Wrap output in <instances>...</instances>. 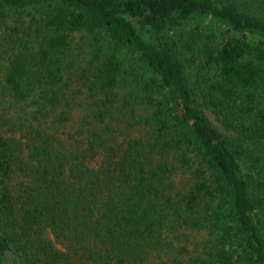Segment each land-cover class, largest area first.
Wrapping results in <instances>:
<instances>
[{"label": "trees", "instance_id": "obj_1", "mask_svg": "<svg viewBox=\"0 0 264 264\" xmlns=\"http://www.w3.org/2000/svg\"><path fill=\"white\" fill-rule=\"evenodd\" d=\"M4 34L0 264H264V0H0Z\"/></svg>", "mask_w": 264, "mask_h": 264}, {"label": "rangeland", "instance_id": "obj_2", "mask_svg": "<svg viewBox=\"0 0 264 264\" xmlns=\"http://www.w3.org/2000/svg\"><path fill=\"white\" fill-rule=\"evenodd\" d=\"M13 46V38L12 35L4 34L0 35V66L4 63L5 56H3V53L11 48ZM188 74L190 77H193L194 75V69H189ZM1 78V76H0ZM209 120L212 122V124L217 127L220 131L225 132V130L218 124V122L214 119V117L208 112H205ZM1 131V130H0ZM47 237L49 239H53V236L50 233H46ZM159 261L155 260V264H157Z\"/></svg>", "mask_w": 264, "mask_h": 264}]
</instances>
